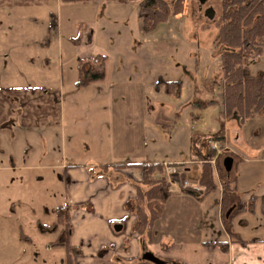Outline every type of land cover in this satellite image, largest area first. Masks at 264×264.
<instances>
[{"label": "rangeland", "instance_id": "1", "mask_svg": "<svg viewBox=\"0 0 264 264\" xmlns=\"http://www.w3.org/2000/svg\"><path fill=\"white\" fill-rule=\"evenodd\" d=\"M166 1L173 8L175 0ZM207 7L215 10L213 20L204 14ZM220 11L217 0L202 6L197 0H184L180 13H170L146 30L137 0H0V70L40 67L39 75L33 73L35 79L55 80L62 67L66 79L62 87L55 80L62 105L55 106L54 100L40 105V111L50 110V128L41 121L34 127L31 124V129L20 127L13 116L16 102L9 104L12 121L0 126V264H65V249L54 242L68 236L67 224L75 232L73 240L85 244L107 240L99 234L101 214L74 218L80 208L93 209L88 200H68L72 186L71 178L68 182L64 178V168L89 166L94 179L102 172V164L138 161L141 156L165 162L170 172L183 174L190 186L198 184L205 159L212 158L213 183L218 187V173L222 181L228 176V186L242 201H255L253 209L226 220L225 230L218 217L213 218L209 226L213 238L225 240L227 229H232L247 240L264 239V113L243 122L236 112L230 117L221 114L225 47L217 43L215 27ZM101 49L112 59L111 85L77 89L75 80L86 76L83 66L94 61L86 55L96 57ZM248 70L264 75V54ZM10 78L12 87L22 86L18 76ZM236 128L256 154L254 159L233 137ZM222 133L227 135L230 151L242 159L223 150L222 140L215 138ZM196 137L202 143L201 158L191 154ZM135 154L139 157L133 159ZM227 155L235 159L230 173L222 165ZM218 197L216 191L209 200L214 203ZM189 211L183 205L181 216ZM173 212L177 209L169 216ZM130 220H126L127 227ZM79 250L84 255L83 248ZM107 250L104 247L101 252Z\"/></svg>", "mask_w": 264, "mask_h": 264}, {"label": "crops", "instance_id": "2", "mask_svg": "<svg viewBox=\"0 0 264 264\" xmlns=\"http://www.w3.org/2000/svg\"><path fill=\"white\" fill-rule=\"evenodd\" d=\"M116 2L120 3L121 1ZM100 52L101 54L99 55L105 57L104 77L103 79L93 81L85 86L92 84L111 85L112 59L102 49ZM86 57L94 58L87 55ZM40 69V67L27 66L10 69L9 71H6V69L0 70V76H2V86H0V126L5 125L4 123L6 122L12 121L9 115V104L10 102H16L13 105H17V114H13V116L15 117L14 120L20 124V127L25 129L27 126L28 129H31V127H29L31 124L34 127L38 125L40 121L42 126L51 127V116L47 115L50 110H47V112L43 110L40 111V105H45L51 100H54L55 106L58 104L62 105L63 99L61 100L58 95L59 88L56 81H58L60 87H62L66 83V79L62 76L64 71L62 67L60 68V76L58 79H55L56 81L51 77H46L42 80L40 76H37V79H35L33 73L35 72L39 75ZM29 73H32V76L29 75ZM11 75L18 76V84L22 86L12 87ZM77 81L78 80H75V85ZM69 82L72 83L71 80ZM43 84H49V86H44ZM82 87L76 88L81 89ZM42 94L46 98H49L42 100ZM112 102H114V100L111 97V104ZM260 112L264 113V108ZM56 118L57 116L55 115L53 117V130L57 123ZM26 121L27 124H25ZM65 121L66 119H62L63 123ZM49 135L50 140V132ZM232 135L243 146V150L247 152L248 158L254 159L256 154L253 149L245 145L241 130L239 128L232 130ZM224 137L225 140L221 141L224 144L223 150H228L232 155L237 156L238 159H242L235 154V152L230 151L227 145V135H224ZM200 143L201 142H199V144ZM202 150L203 148L201 147V152ZM141 155H143V153L139 156ZM139 156L135 154L132 155V158L136 159V157ZM232 160L233 165L235 164V159L232 158ZM141 163H163L166 165L165 162L155 160V158L152 157L146 159L145 156H141L138 161L134 160L133 162L105 163L101 165L102 172L97 174L94 179L88 172L89 166L74 165L64 168L65 180L68 182V178H71L72 188L68 194V200H88L93 209V211H89L86 208H80L74 212V218L75 215H82L89 218L95 217V213L101 214L103 217V229L99 234L107 238V240L104 241L96 239L90 244L88 242L85 244L84 240L80 242L78 238L77 240H73L75 232L72 234L70 225V236H72V240L70 241L69 239L70 244L77 248H83L84 251V255L76 257L79 261H77L76 258L74 259L75 264H137V258H140L145 251L152 252L160 259H171L185 264H264V239L247 240L242 238L234 230L227 229L228 233L226 239L219 240L227 243L226 251H223L219 246L211 247L202 244V242L205 241H218L217 238H213L216 237L213 233L214 231L209 230L212 219L217 216L219 224L223 227V230H225L224 226L226 224L224 223L226 220L229 221L232 213L231 211L228 217H226V214L223 215V207L227 203V199L223 196L224 181H222L220 173H218L220 179L218 187L214 184L212 190L204 193L205 180L199 178L198 184L190 186L179 176L181 174L170 172L168 167V176L170 175L171 179L169 177V180L172 183V195L169 196L164 203V210L161 218L159 222L154 225L152 241L144 244L139 234L134 229L136 222L135 211L129 213L126 208V204L128 202H133L137 196L138 186L141 184L143 176L142 168L138 165ZM172 177L174 180L176 177H178V180L181 178V183L178 184V180L172 181ZM226 180H228V178ZM173 187L176 188L175 192L173 191ZM186 189L190 191L186 192ZM216 191L219 192V197L216 202L214 200V203H211L209 195ZM232 191L238 193L237 191ZM238 196L242 201L241 196L239 194ZM244 202L248 203L249 201ZM183 205H187L190 211L184 216H181ZM235 206L236 204L234 203L230 205L227 210L231 207L234 209ZM254 207L255 205L252 206V209ZM173 208H176L177 212L170 213L169 216L168 212ZM240 213L234 216H238ZM261 213L264 215V206L262 204ZM127 219H131L128 227L126 226ZM243 222L246 221L243 220ZM118 224L121 225V228L117 231L114 229V226ZM231 233L240 237L244 242H234ZM82 234L83 232L76 236L79 237ZM203 234L209 235L210 237L202 238L201 235ZM104 247L108 250L102 253L101 251Z\"/></svg>", "mask_w": 264, "mask_h": 264}, {"label": "trees", "instance_id": "3", "mask_svg": "<svg viewBox=\"0 0 264 264\" xmlns=\"http://www.w3.org/2000/svg\"><path fill=\"white\" fill-rule=\"evenodd\" d=\"M64 1H84V0H64ZM86 1V0H85ZM126 2L130 0H115ZM139 2V13L146 30L153 28L158 22L166 20L170 13L181 12L184 0H175L173 8H170L166 0H137ZM220 3V14L215 21L218 29L216 41L225 47L221 54L222 60V90L223 109L222 116L230 117L236 112L241 122L245 118L260 112L264 108V75H252L248 66L256 62L264 54V0H217ZM95 62L85 63L83 70L86 76L80 78L76 87H82L89 83L103 79L105 57L97 55L91 58ZM98 63V64H97ZM88 64L90 67H87ZM95 65V66H94ZM87 68V69H85ZM89 68V69H88ZM82 72V71H81ZM200 106L203 102H197ZM216 139L225 140L223 133L215 136ZM199 137L192 139V155L201 158V145ZM213 150V155H214ZM205 159V158H203ZM211 158L208 157L203 163L201 179L205 180L204 193L209 192L214 187L211 177ZM143 176L141 184L138 186L137 196L133 202H128L126 208L135 211L136 222L134 229L139 234L144 244L150 243L153 237V228L159 222L164 210V203L172 195V183L168 178L166 166L163 163H141ZM227 175V173H225ZM183 179V174L180 175ZM180 178V179H181ZM228 176H226V179ZM225 179V180H226ZM224 180L223 196L227 199L223 210L236 204L230 218L248 208L252 209L254 200L248 203L241 201L238 194L234 193L229 186V179ZM190 191V190H188ZM186 189V192H188ZM264 206V196L262 199ZM50 228H54L51 225ZM65 230L68 236L59 238L54 242L56 246L65 249V264H75L74 259L81 254L79 248L70 244V224ZM234 242L243 243L237 235L231 233ZM206 246H219L223 251L227 250V243L224 241H205ZM163 264H185L171 259H162ZM137 264H153L144 259L137 258Z\"/></svg>", "mask_w": 264, "mask_h": 264}, {"label": "water", "instance_id": "4", "mask_svg": "<svg viewBox=\"0 0 264 264\" xmlns=\"http://www.w3.org/2000/svg\"><path fill=\"white\" fill-rule=\"evenodd\" d=\"M199 5L202 6L204 5L208 0H197ZM204 14L206 15V17L210 20H213L214 17H215V10L213 7H207L205 10H204ZM232 157L231 156H225L223 161H222V164H223V167L225 169L226 172H229L231 170V167H232ZM233 207L229 208L226 212V217L229 216V214L231 213ZM121 228V225H115L114 226V229L115 230H119ZM142 259L146 260V261H149L153 264H163L164 261L162 259H160L158 256L154 255L152 252L150 251H145L142 256H141Z\"/></svg>", "mask_w": 264, "mask_h": 264}]
</instances>
